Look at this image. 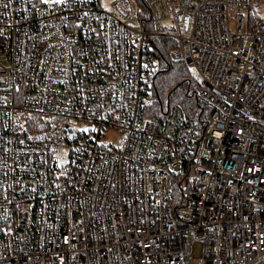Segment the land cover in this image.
<instances>
[{"label": "built area", "instance_id": "built-area-1", "mask_svg": "<svg viewBox=\"0 0 264 264\" xmlns=\"http://www.w3.org/2000/svg\"><path fill=\"white\" fill-rule=\"evenodd\" d=\"M141 1L0 0V264H264L261 2ZM161 37L206 124L150 112Z\"/></svg>", "mask_w": 264, "mask_h": 264}, {"label": "trees", "instance_id": "trees-1", "mask_svg": "<svg viewBox=\"0 0 264 264\" xmlns=\"http://www.w3.org/2000/svg\"><path fill=\"white\" fill-rule=\"evenodd\" d=\"M139 3V16L147 14L145 5ZM155 68L150 91V112L163 118L172 107H180L190 117L196 118L202 125L209 119V109L198 100L199 85L190 74L182 60H173L170 56L175 43L165 37L153 40Z\"/></svg>", "mask_w": 264, "mask_h": 264}, {"label": "rangeland", "instance_id": "rangeland-1", "mask_svg": "<svg viewBox=\"0 0 264 264\" xmlns=\"http://www.w3.org/2000/svg\"><path fill=\"white\" fill-rule=\"evenodd\" d=\"M48 1V0H43ZM107 7L110 6L111 0H103ZM135 3L139 6V3L134 0ZM261 5L257 9V15L263 20L264 19V0H260ZM80 128H82L81 125H79ZM123 141V135L117 131L109 132V134L105 138V142L112 143L113 146H119ZM69 154V148H65L63 152V158L62 160H67V155ZM196 257L198 256V248H196Z\"/></svg>", "mask_w": 264, "mask_h": 264}, {"label": "snow or ice", "instance_id": "snow-or-ice-1", "mask_svg": "<svg viewBox=\"0 0 264 264\" xmlns=\"http://www.w3.org/2000/svg\"><path fill=\"white\" fill-rule=\"evenodd\" d=\"M56 2H57V3H59V2H60V0H56Z\"/></svg>", "mask_w": 264, "mask_h": 264}]
</instances>
